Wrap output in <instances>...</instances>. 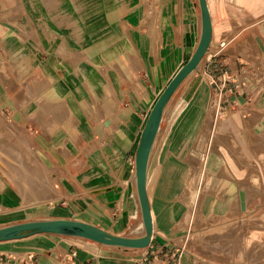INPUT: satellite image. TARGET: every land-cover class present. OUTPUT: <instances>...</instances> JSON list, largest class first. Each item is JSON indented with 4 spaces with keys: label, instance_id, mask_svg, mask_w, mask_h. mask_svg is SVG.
I'll use <instances>...</instances> for the list:
<instances>
[{
    "label": "crops",
    "instance_id": "1",
    "mask_svg": "<svg viewBox=\"0 0 264 264\" xmlns=\"http://www.w3.org/2000/svg\"><path fill=\"white\" fill-rule=\"evenodd\" d=\"M4 1L14 26H4L3 43L13 39L27 46L8 55L13 81L1 67L7 54L0 53V109L23 125L40 154L59 158L37 171L57 173L67 197L60 211H28L2 175L0 227L70 218L126 236L143 222L135 188L141 134L157 99L197 49L203 33L200 0ZM207 1L210 46L168 100L149 159L151 244L131 249L35 233L0 241V264H136L132 258L143 252L167 250L171 235L192 222L196 195L184 194L191 171L205 178L209 172V187L230 180L239 190L250 166L261 164L264 0ZM225 77L233 89L227 90L230 104L211 119L215 85ZM229 135L243 154L242 164ZM195 185L205 186L198 178ZM232 204L228 195L214 192L202 201L209 218L216 206L226 215Z\"/></svg>",
    "mask_w": 264,
    "mask_h": 264
},
{
    "label": "rangeland",
    "instance_id": "2",
    "mask_svg": "<svg viewBox=\"0 0 264 264\" xmlns=\"http://www.w3.org/2000/svg\"><path fill=\"white\" fill-rule=\"evenodd\" d=\"M4 3V0H0V53L6 52L7 60L1 67L5 76L13 81L8 66L10 63L8 55L13 49L20 51L21 47L27 45L12 43L13 39L3 43L4 26H7L6 29L8 27L13 29L14 26L13 17H8L10 13H4ZM147 4L151 5L152 1ZM219 99L220 94L215 93L210 107L211 119H215L218 114ZM48 131L50 135L54 132L51 128ZM0 133V176L3 175L11 185L19 206L28 211L32 209L48 213L54 210L60 211L65 205L61 198L67 197V192L63 188V179L56 175L57 173L37 171L39 166L48 165L49 160L59 158L40 154L41 151L37 149L39 145L29 139L28 131L23 125L14 123L1 109ZM41 143L43 141H38V144ZM259 158L261 164L256 163L258 172L251 174L252 165L250 166L240 191L231 184L230 180H222L218 187H209L211 183L209 172L208 177L205 178L201 172L191 171L190 182L184 194L186 193L188 199L192 197L191 192L196 195L194 211L189 213L192 222L188 223L186 229L178 230L171 235L172 239L167 244V250L156 252L151 256V260L157 255L155 264H264V153L261 152ZM197 178L203 179L205 186L197 187L195 185ZM212 192L219 193L220 196H229L230 203L233 204L226 215H220V208L217 206L210 218L205 215L202 201L207 193ZM241 193H245V202L248 199L245 210L241 205ZM54 194L61 196L56 200L51 199ZM30 216L31 214H27V217ZM142 227L139 223L132 225L126 236L135 237L144 234ZM255 232H258L256 237Z\"/></svg>",
    "mask_w": 264,
    "mask_h": 264
},
{
    "label": "water",
    "instance_id": "3",
    "mask_svg": "<svg viewBox=\"0 0 264 264\" xmlns=\"http://www.w3.org/2000/svg\"><path fill=\"white\" fill-rule=\"evenodd\" d=\"M203 15V33L197 49L169 82L154 104L142 131L136 154V177L141 203L145 235L142 237L114 235L91 223L70 218H49L30 220L0 227V241L19 239L35 233H55L79 236L104 245H114L132 249L148 247L153 239L154 226L148 194V167L153 144L156 140L165 107L180 83L200 64L210 46L213 25L207 0H200Z\"/></svg>",
    "mask_w": 264,
    "mask_h": 264
},
{
    "label": "built area",
    "instance_id": "4",
    "mask_svg": "<svg viewBox=\"0 0 264 264\" xmlns=\"http://www.w3.org/2000/svg\"><path fill=\"white\" fill-rule=\"evenodd\" d=\"M230 82V78H221L220 82L217 83L216 86V90L217 92L220 94V99H219V105L220 107H228L230 104V98L228 97V91H233L232 88L227 87L228 83ZM238 86L236 85L234 91L238 92ZM228 90V91H227ZM155 254V253H154ZM153 255V253H149V252H143L140 256H138L137 258H132V260L135 261L136 264H155V259L158 257L157 255L155 256V258H152L151 260V256Z\"/></svg>",
    "mask_w": 264,
    "mask_h": 264
},
{
    "label": "bare ground",
    "instance_id": "5",
    "mask_svg": "<svg viewBox=\"0 0 264 264\" xmlns=\"http://www.w3.org/2000/svg\"><path fill=\"white\" fill-rule=\"evenodd\" d=\"M230 77V76H229ZM245 77V76H244ZM243 79V78H242ZM1 134V133H0ZM221 135H224L223 133L221 134ZM224 137V136H223ZM228 140H229V142H230V146H232L231 148L233 149V152L235 153V155L237 156V158H238V162L240 163V164H242V162H245V159H244V157H243V154H242V152L240 151V149L238 148V145L236 144V142H235V140L233 139V137L231 136V135H229L228 136ZM228 140H225V142L226 141H228ZM222 141V140H221ZM222 143H223V141H222ZM227 144V143H226ZM224 145V144H223ZM225 146H227V145H225ZM222 147V146H221ZM228 148H229V144H228V146H227ZM230 150V149H229ZM219 152V151H218ZM217 153V152H216ZM234 155V154H233ZM219 156V155H218ZM222 157V156H221ZM234 157V156H233ZM223 158V157H222ZM235 159H236V157H234ZM224 164V163H223ZM257 166H256V164H252V166H251V174L254 172V173H256V171H257ZM258 172V171H257ZM250 174V175H251ZM136 176V175H135ZM255 177H257V176H255ZM250 179V178H249ZM253 179H251V181H252ZM136 193H137V195H138V197H139V192H138V187H137V177H136ZM59 194V193H58ZM55 195V194H54ZM190 195H191V193H190ZM241 196H240V198H242L243 200H244V204H245V208L247 207V202H248V199L246 200L247 202H245V193L243 194V193H241L240 194ZM61 196V195H60ZM59 195H55L53 198H51V199H57L58 197H60ZM50 199V200H51ZM139 201H140V199H139ZM50 202V201H49ZM52 202V201H51ZM27 204V203H26ZM140 205H141V203H140ZM243 205V204H242ZM244 206V205H243ZM141 211H142V209H141ZM142 228H144V232H145V226H144V221L142 222ZM143 235V234H142ZM59 236V235H58ZM129 236V235H128ZM109 246H114V245H109Z\"/></svg>",
    "mask_w": 264,
    "mask_h": 264
}]
</instances>
